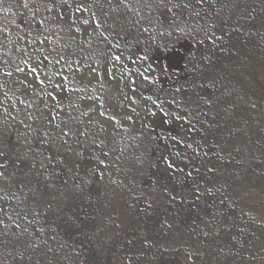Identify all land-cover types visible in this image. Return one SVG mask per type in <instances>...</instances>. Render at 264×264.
<instances>
[{
    "label": "snow or ice",
    "instance_id": "6c2138e0",
    "mask_svg": "<svg viewBox=\"0 0 264 264\" xmlns=\"http://www.w3.org/2000/svg\"><path fill=\"white\" fill-rule=\"evenodd\" d=\"M238 3L231 0L234 8ZM105 6L113 12L138 16L135 24L140 25L141 33H149V40L154 38L155 29L162 40L190 38L205 49L211 46L212 50L224 52L219 42L230 32L240 31L237 23L230 24V17L222 15L228 0H0V14H4L0 17V264H75L80 256L77 247L62 237V233L70 235L76 221L58 214L60 200L52 193L58 190V181L68 186V195L82 193L81 184L93 182L80 177L78 171L85 153L96 161L92 176L102 181L112 153L117 151L115 131L110 139L98 119L105 117L114 122V129L123 127L116 115L106 114L104 77L112 69L105 68L102 73V65L82 63L87 60L84 46L91 48L93 37L108 45L109 52L119 48L105 35H111L104 27L108 18ZM14 8L20 12V23L15 14L13 19L7 18ZM97 10L103 19L97 17ZM247 18L254 19L251 13ZM88 29H92L89 38L78 41L77 35L88 33ZM197 51L200 49L192 52L190 81L185 80L163 97L162 89L137 96L135 81H130L133 94L122 93L119 101L129 113L123 119L133 125L136 121L132 114L141 119L136 106L143 103L145 122L138 133L141 138L163 139L169 147L183 146V154L177 150L171 154L172 159L167 155L161 158L170 175L178 176L182 190L175 194L167 188L163 191L172 201L187 202L191 197L193 207L205 195L211 197L220 191L208 186L201 169L205 174H215L218 169L210 153L218 161L225 160L226 153L217 135L223 127L216 119L219 98L201 94L206 87H215L203 67L211 63L212 57L201 53L197 60ZM111 59L119 61L121 57ZM49 68L53 70L47 71ZM141 75L149 81L148 76ZM156 82L155 78L149 81L151 85ZM158 113V124L148 120ZM173 121H180L182 132L152 135L157 127ZM119 151L122 155L126 149ZM68 174L73 179L70 186L64 178ZM110 183L119 188L124 182ZM226 199H220V208L207 222L209 229L217 216L224 217ZM213 231L218 234L216 228L203 235L209 237ZM232 240L237 241V237L232 236ZM224 252L223 247L217 249L218 254ZM188 258L192 259V253Z\"/></svg>",
    "mask_w": 264,
    "mask_h": 264
},
{
    "label": "rangeland",
    "instance_id": "374dc122",
    "mask_svg": "<svg viewBox=\"0 0 264 264\" xmlns=\"http://www.w3.org/2000/svg\"><path fill=\"white\" fill-rule=\"evenodd\" d=\"M104 11L108 12L104 27L109 28L111 33L105 35L109 36L112 44H119V48H111L109 52L108 45L96 42L93 37L91 48L84 46L83 55L87 60L82 63L91 61L93 66L102 65L99 68L102 73L105 68L112 69L104 77L106 114L116 115L123 127L115 126L118 128L116 131L114 122H108L105 117L98 119L104 124L110 139L115 131V147L120 144L126 151L119 160L120 165L111 174L120 176L124 182L120 195L132 189L134 199L148 206L152 214L148 218L152 221L153 230L145 221L133 217L132 209L125 204L128 203L127 196L110 192L108 207H104L106 203L96 196L92 221L87 222L78 235L76 209L82 194L75 192L68 195V186L58 184V190L52 193L60 200L58 214L76 221L70 235L62 233L63 239L70 245L74 244L80 252L75 264H264V0H239L235 8L228 0V7L222 15L230 17V24L237 23L240 31L230 32L224 41L219 42L226 49L224 52L212 50L211 46L205 49L190 38L162 40L156 36L155 29L152 31L154 38L149 40V33H141L140 25L135 24L138 16L113 12L107 6ZM249 13L254 19L247 18ZM13 14L17 23H20V12L15 8L7 14V18L13 19ZM3 16L0 14V17ZM241 16L245 18L238 19ZM97 17L103 19L99 10ZM188 23L195 22L189 20ZM142 24L148 26L146 22ZM91 31L88 29V33L78 34L77 40H87ZM116 33L120 35L116 36ZM197 48L200 49L196 52L197 60L201 53L212 57L211 63L203 67L206 75L215 81V87H206L201 94L219 98L215 109L219 113L216 119L223 127L217 135L226 153L223 161L216 160L210 153L212 164L218 169L215 174H205L204 169H201L208 186L220 191L214 192L211 197L205 195L193 207L191 197L187 202H181L180 199L172 201L163 191L167 188L175 194L182 189L178 176L170 175L167 179L168 169H164L167 168L166 164L156 159V155L173 158L171 154L177 150L183 154V146L169 147L165 140H150L146 136L141 138L137 123L133 125L131 121L123 119L129 113L120 106L122 93H133L129 83L123 79L121 81L119 76L130 72V68L122 65V57L131 54L134 49L141 50L144 52V63H140L139 70H150L149 80L164 79L167 85L159 88L162 89L160 95L163 97L179 84H184L185 80H191L190 69L193 64L190 61L192 52ZM148 54H160L163 59L173 55L179 59V65L164 72L162 68L156 67L153 60L150 59L151 64L149 60L146 61ZM115 55L121 59L112 60L111 57ZM142 60L143 57H140L139 61ZM47 71L50 72L51 68ZM135 87L137 96L140 92L149 95L157 89L153 85L142 88L135 84ZM253 104L256 105L254 108ZM136 107L140 114L143 103ZM132 115L133 121H136L137 116ZM128 157L134 161L126 160ZM177 160L179 166L183 167L184 163ZM64 178L68 180L69 186L72 185L71 174ZM142 182L145 183L142 185ZM90 195L93 196L92 193ZM225 197L224 217L217 216L212 229H209L206 227L207 222L220 208V199ZM216 228L218 234L213 231L209 237L203 235L204 231ZM232 236H236L237 241H233ZM220 247L225 249L223 254L217 253ZM189 253H192L191 260L188 258ZM65 264L72 262L66 261Z\"/></svg>",
    "mask_w": 264,
    "mask_h": 264
},
{
    "label": "bare ground",
    "instance_id": "6f19581e",
    "mask_svg": "<svg viewBox=\"0 0 264 264\" xmlns=\"http://www.w3.org/2000/svg\"><path fill=\"white\" fill-rule=\"evenodd\" d=\"M143 54H144L143 51L134 49L133 51H131V54L125 55L124 57H122V59H121L122 65H124L127 68H130V72L125 74V75L122 74L121 76H119L121 81L123 79V81L127 82V84L130 81H135V84H137L138 86H140L142 88H145V87L148 88L149 86H152L149 83L150 80L145 81L141 75V73H142L143 75L148 76L151 71L150 70H148V71H144V70L140 71L139 70V68H141L140 63H144ZM140 57H143L142 61H139ZM150 59L154 61V64L156 65V67L162 68L164 72L169 70V68H176L179 65V59L177 57H174L173 55H169L166 57V59H163L160 54H156L155 56L152 54H150V55L148 54V56H146V61L149 60V63H150ZM129 64H130V66H128ZM52 70L53 69H51V71ZM166 85H167L166 82H164V79L162 78V79L158 80L157 83L154 84L153 86H155L157 89H159V88H162ZM119 109L120 108H118V110ZM144 116H145V112L142 110V108H140L141 119H138V118L136 119V123H137L139 129H140V125L145 122L143 119ZM148 120L149 121H155L158 124L159 123V113L157 114L156 117H149ZM153 126L155 127V125H153ZM115 129L117 131L118 128H115ZM178 132H182V129L180 128V121H173L170 124L163 125L161 127H157L156 132L152 133V135H157V136L158 135H165L166 136L169 133H171L172 135H176ZM126 137H127V135H126ZM14 138H15V136L13 134V139ZM160 140H163V139H160ZM166 144L168 145V143H166ZM121 148H123L122 145L116 144L117 151L112 154L110 167L107 170H104L105 176H104V179L102 181L95 179L92 175H89L87 173V171L89 173H91V170L96 166V161L90 160L88 158L89 154H85V159L80 162L81 167L78 170L80 173V177H82L84 179H92L93 182L90 184H87V185L81 184V187H83V189H84V191H83L84 193L83 192L82 193L77 192L78 194H82V197L80 199V204L78 205V207L76 209V214H77V217L79 218V224H78L79 228L77 231L78 235L81 234V231H82L83 227H85L87 225V222L90 223L92 221L94 209H95V198H96V196L98 195L99 197H101V199L106 203L104 205V207H106V206L108 207V206H110V199L108 200V198H109L108 195L110 194V192L116 193L119 196H127L126 200L128 201V203H125V202L124 203L126 204V206H128L129 208L132 209V212L134 215L133 217H135L136 220L140 219L142 221H145L146 225L153 230V224L150 223L152 221L148 218V216L152 215L150 210L147 208L148 206L145 205L141 200H139V199L135 200L134 199V196H133L134 192L132 191V189H131V191L126 190L125 194L120 195V193L122 191L121 190L122 186L117 188L116 185H113L112 183H110L111 180L121 181L120 176L114 177L111 174V171L116 170L121 163V161L119 162V160H116V156L121 155V153L119 151ZM122 155H124V152ZM163 156L164 155H156L157 161L161 163L162 162L161 158ZM129 159H131V160H129ZM170 159H172V158L170 157ZM126 160L132 161L133 159L128 157ZM164 169L166 170L167 168H164ZM152 171H155V169L152 168ZM169 176H170V173L168 170V172L166 174V178L169 179ZM172 180L174 181V179H172ZM71 183L73 184L72 178H71ZM144 183L145 182H142V185ZM58 184H62V183L58 181ZM142 185L140 184V186H142ZM107 189H109V190H107ZM90 193H92L93 196H91ZM106 196H107V198H105Z\"/></svg>",
    "mask_w": 264,
    "mask_h": 264
}]
</instances>
